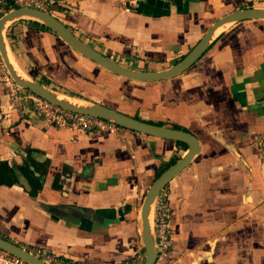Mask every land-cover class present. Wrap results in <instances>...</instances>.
Here are the masks:
<instances>
[{"label": "crops", "instance_id": "obj_1", "mask_svg": "<svg viewBox=\"0 0 264 264\" xmlns=\"http://www.w3.org/2000/svg\"><path fill=\"white\" fill-rule=\"evenodd\" d=\"M58 1L51 13L76 37L135 70L170 66L214 20L249 7ZM40 25L23 17L2 31L24 77L198 140L197 154L155 199L166 205L171 243L154 264H264V19L226 23L189 68L154 82L111 74ZM22 110L10 107L0 84V237L77 263L141 264V199L186 146L115 124L85 133L56 127L27 98Z\"/></svg>", "mask_w": 264, "mask_h": 264}, {"label": "water", "instance_id": "obj_2", "mask_svg": "<svg viewBox=\"0 0 264 264\" xmlns=\"http://www.w3.org/2000/svg\"><path fill=\"white\" fill-rule=\"evenodd\" d=\"M23 17L39 22L51 30L71 50L111 74L137 82H154L172 78L189 68L204 53L214 32L226 23L264 19V7L259 5L244 7L223 14L208 26L199 40L178 61L160 70H135L118 64L76 37L53 13L35 8L17 7L9 9L0 15V60L8 76L17 87L25 89L50 104L65 110L95 116L134 132L174 142H181L186 146V150L182 156L164 168L151 181L141 199L139 207L140 239L143 247V261L141 264H154L156 251L152 232V215L155 199L167 182L176 176L197 154L199 149L197 138L189 132L148 123L100 103L85 102L81 105L71 104L64 99L57 98L58 92L51 90L35 80L18 76L9 61L2 31L7 22ZM0 249L21 259L27 264H50L3 237H0Z\"/></svg>", "mask_w": 264, "mask_h": 264}, {"label": "built area", "instance_id": "obj_3", "mask_svg": "<svg viewBox=\"0 0 264 264\" xmlns=\"http://www.w3.org/2000/svg\"><path fill=\"white\" fill-rule=\"evenodd\" d=\"M58 0H0V15L9 9L17 7L35 8L43 11H52L53 6ZM0 84L9 101V105L16 111L22 110V102L25 98L30 101V110L38 118L46 121L56 127H68L80 132L100 131L112 125V122L104 119L65 110L56 105H52L44 99L32 94L25 93L8 76L0 60ZM152 232L154 238V247L156 251L155 261H160L166 256L171 243V237L168 227V212L165 203L157 200L154 204L152 215ZM31 254L50 264H83L66 260L43 248H33L29 250ZM65 259V260H64ZM0 264H27L21 259L0 249ZM111 264H127L126 262H115Z\"/></svg>", "mask_w": 264, "mask_h": 264}, {"label": "bare ground", "instance_id": "obj_4", "mask_svg": "<svg viewBox=\"0 0 264 264\" xmlns=\"http://www.w3.org/2000/svg\"><path fill=\"white\" fill-rule=\"evenodd\" d=\"M12 58V57H11ZM10 61V60H9ZM17 67V66H16ZM14 68H15V66H14ZM18 69V68H17ZM17 69L15 70L16 71V73H17V75L18 76H20V77H22V78H25L21 73L22 72H20L19 70L17 71ZM57 98H59V99H64V100H66V101H68L69 103H71V104H77V105H81V104H84L85 103V101H83V100H80V99H75V98H72V97H70L69 95H63V94H59V93H57Z\"/></svg>", "mask_w": 264, "mask_h": 264}, {"label": "trees", "instance_id": "obj_5", "mask_svg": "<svg viewBox=\"0 0 264 264\" xmlns=\"http://www.w3.org/2000/svg\"><path fill=\"white\" fill-rule=\"evenodd\" d=\"M246 3H247L246 5L249 6V7H250V6H253V3L251 2V0H248ZM257 3H258L257 5H260V4H259L260 2L257 1ZM40 26L43 27V28H46V27H44L43 25H40ZM46 29L49 30L48 28H46ZM182 56H183V55H179V56H177L176 61L179 60ZM175 143L178 144V145L184 146V144L181 143V142H175ZM23 169H24V168H20L21 171H23ZM160 172H161V170H159V171L157 172V174H159ZM56 179H57V175H55V176L53 177V182H52V183H53L54 185L56 184V183H55ZM29 194L34 195V191H33V190H30ZM3 238H4V237H3ZM37 248H40V247H37Z\"/></svg>", "mask_w": 264, "mask_h": 264}, {"label": "rangeland", "instance_id": "obj_6", "mask_svg": "<svg viewBox=\"0 0 264 264\" xmlns=\"http://www.w3.org/2000/svg\"><path fill=\"white\" fill-rule=\"evenodd\" d=\"M46 87H50V89L51 90H53V91H57L59 94H63V95H69L70 97H72L70 94H68V93H65L63 90H60V89H58V88H56V87H54V86H46ZM23 90V92H25V93H30V92H28L27 90H25V89H22ZM72 98H75V97H72ZM76 99V98H75ZM66 259V258H65ZM64 259V260H65ZM67 260V259H66ZM84 264V263H83Z\"/></svg>", "mask_w": 264, "mask_h": 264}]
</instances>
